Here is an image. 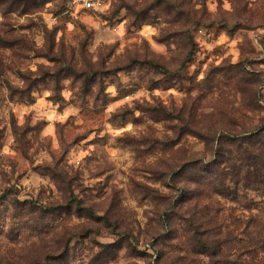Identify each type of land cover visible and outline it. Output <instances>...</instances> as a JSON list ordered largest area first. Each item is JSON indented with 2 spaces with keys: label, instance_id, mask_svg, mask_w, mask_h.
Here are the masks:
<instances>
[{
  "label": "clouds",
  "instance_id": "1",
  "mask_svg": "<svg viewBox=\"0 0 264 264\" xmlns=\"http://www.w3.org/2000/svg\"><path fill=\"white\" fill-rule=\"evenodd\" d=\"M153 2L0 8V264H264V0Z\"/></svg>",
  "mask_w": 264,
  "mask_h": 264
},
{
  "label": "rangeland",
  "instance_id": "2",
  "mask_svg": "<svg viewBox=\"0 0 264 264\" xmlns=\"http://www.w3.org/2000/svg\"><path fill=\"white\" fill-rule=\"evenodd\" d=\"M188 2V0H181V3ZM21 3H23V9H22V15L24 13H29L33 9H38L42 5L37 3V0H11V3L8 2V0H0V8H3L5 10V14L9 12H14L16 11L17 8H20ZM177 4L173 2V0H154L153 3L149 4L147 7L141 9L139 12L136 13V18L137 22H142V21H149V20H154L155 17L150 16V13L152 12L153 9L156 10L157 15L161 14H167L171 15L173 11H176L175 16L173 17L174 22H180V20L185 16V12L183 10H177ZM63 10V9H61ZM176 35H181L179 32H173L169 34V37H164V40L169 39L171 36H176ZM163 42V41H161ZM19 43L18 40L15 41H3L0 40V47H11L14 44ZM114 47V52L109 53V58H110V63L107 65V71L108 72H115V71H120L121 66H127L131 67L132 65H140L142 67H148L150 70L155 69L156 71H166V69H163L162 66L159 63H153V60H158L160 57L153 56V59H146L145 57L148 55H151V53H146L144 51H137L134 50L129 54H125L119 51V48L117 46ZM195 47V45H193ZM191 58V53L189 54V59ZM56 58L53 57L50 62L55 61ZM2 63V61H0ZM73 71V67L70 66L68 63H65L63 67L61 68L62 73H70ZM99 73L93 72L91 74H87L85 72H80L77 76V78L83 77V89L82 91L87 94L90 91V85L96 80V77ZM59 75V74H58ZM177 74L175 73H168L166 76V79L171 80L176 77ZM49 76L48 73H45L43 77L40 79L43 80ZM162 81H153L151 87L148 89L149 92H152L153 90L160 91L161 90V85ZM164 91H167L166 88L163 89ZM134 91V90H133ZM132 92H126L122 94L119 98H114L113 101L111 102L113 105L116 106L117 112H119L120 108H127L128 105H136L137 101L131 98ZM102 99V98H100ZM131 108H127V112H130ZM148 111H153L157 112L160 114H163L162 109L160 108H152L148 109ZM127 113H125L126 115ZM140 121L139 119L135 121L134 123L138 124ZM2 130V129H0ZM0 139H3L2 136H0ZM80 138H77L78 142ZM89 143H92L91 141ZM147 151V150H146ZM63 159V158H61ZM87 159V158H86ZM41 167L40 164H36L32 171L35 172L37 169ZM24 174L21 173L20 177L18 179L23 178ZM5 181L3 179V176H0V199H3L9 195V193L12 191L11 188L5 189L3 187ZM24 203H27L25 201ZM72 203H76V201H69L67 205L61 204L60 207H71ZM80 204L83 203V201H79ZM80 211H83V209H79ZM100 218L97 217V220Z\"/></svg>",
  "mask_w": 264,
  "mask_h": 264
}]
</instances>
